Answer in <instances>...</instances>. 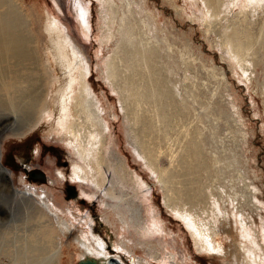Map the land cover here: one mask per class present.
Segmentation results:
<instances>
[{
	"label": "rangeland",
	"instance_id": "obj_1",
	"mask_svg": "<svg viewBox=\"0 0 264 264\" xmlns=\"http://www.w3.org/2000/svg\"><path fill=\"white\" fill-rule=\"evenodd\" d=\"M221 1L210 11L203 0H11L14 14L26 19L25 28L42 36L43 48L52 17L88 63V81L109 126L107 183L124 200L72 179L71 168L81 161L65 136L50 132L44 121L26 130L37 112L0 124L6 131H27L4 135L1 163L13 173V188L49 204L53 217L67 220L75 234L91 238L93 231L103 237L107 251L125 264H264V0ZM248 31L255 37L251 49L234 46L232 40L246 39ZM34 65L45 71L44 62ZM144 145L169 168L171 187L147 164ZM123 162L147 182L149 200L129 175L118 174L116 166ZM24 167L42 170L47 181L30 177ZM69 184L79 196L68 198ZM192 190L202 195L190 205ZM167 194L206 227L202 235L221 253L199 250L185 221L166 207ZM29 202L0 178V264H25L14 255L15 245L32 235L40 241ZM136 209L140 224H150L155 213L164 231L143 236L131 221ZM62 245L59 264H84L70 236L62 237Z\"/></svg>",
	"mask_w": 264,
	"mask_h": 264
},
{
	"label": "bare ground",
	"instance_id": "obj_2",
	"mask_svg": "<svg viewBox=\"0 0 264 264\" xmlns=\"http://www.w3.org/2000/svg\"><path fill=\"white\" fill-rule=\"evenodd\" d=\"M203 2L208 8L216 4V0H203ZM260 4L262 3L260 2ZM13 6L11 0H0V124L6 119H9V117L15 118L16 115L20 113L33 114V112H35L36 114L37 112L38 116H40H37L38 119L35 120L33 125V120H31L30 123L27 124L26 130L31 131L44 121L47 123L50 132L59 133L61 136H65L67 144L76 152L75 154L81 161V163L73 164L71 168L72 179H77L80 182L84 181L94 185L95 188L98 190L101 189L104 195L110 199L116 201L124 200V195H118L114 191V186L107 183L108 176L106 174L107 162L105 158V149L109 126L103 116L104 114H102L103 109L92 92L91 85L88 81V63H86L85 59L74 47L71 39L63 32L52 17H48L49 19L47 21L48 45L43 48V45L40 43L42 42V36L36 35L25 28L26 19L21 16H16L14 14L15 10L13 9ZM258 9L259 8H257V10ZM237 33V30H234L232 37H236ZM253 33L248 31L245 35L246 39L244 40H232L234 41V46L242 49L246 47L250 50L255 43ZM228 42L229 40L227 43ZM241 59L243 60L242 56ZM241 59L239 58L240 61ZM39 61H42V63L44 62L43 69L45 71L41 69V65H39L40 68L35 67L36 65L34 64H39ZM40 70H42V72ZM109 76H115V71L112 67L109 70ZM49 109L51 115H48ZM47 115L50 117L44 118ZM10 128L9 131L4 130L3 127L0 128V178L4 179L7 186L11 187L15 196L20 195L21 200L27 202L30 201V206L27 205L28 214L31 216L29 217V220L34 219L38 221L37 232L41 237L39 241V239L34 240L33 235L30 239L26 236L24 237L25 240L21 247L14 244L16 246L14 249V255H17L16 258L20 260L22 259L25 264H59L63 248L62 237L70 236L81 250L80 258L81 262L84 264H125L120 260L121 258L112 256L113 254L107 251V242L104 241L103 237L95 234L93 231H91V238H84L82 235L79 236L77 233L75 234L74 229H71L67 220H64L60 215L56 218L53 217L51 212L52 210L55 211V209L49 204L36 201L30 191L13 188V173L1 163V156L3 155L1 140L7 132H10L12 135L24 136L27 131L20 132L18 130L17 132L14 127ZM144 149L143 153L147 164L154 170V172H157H155L158 175L156 176L159 177L162 184L164 185L165 182H169L168 180L166 181V172L168 173L169 168H167L168 170H165L161 164H159L160 160L158 159L159 162L157 161V157L153 153L155 151L149 146L144 145ZM160 156L161 154H159V157ZM65 165H67V162H64V166ZM24 169L26 172H29L30 177L35 176L43 181H47V174L44 172L42 175V170L39 172L38 170L29 171L25 167ZM116 171L123 179H128L127 176L129 175V180L132 181L135 188L144 192L143 197L146 199L150 198L151 192L147 189V182L135 172H130L124 162L117 164ZM62 173L63 172H60L59 174L63 175ZM167 176L169 177L170 175ZM69 185L67 187V189H69V192H67L68 198L77 197L78 190L76 186L73 184ZM167 185H164V187ZM169 187H171V183ZM168 190L166 191L167 193ZM139 191L137 192L138 194ZM193 191L195 192V190L188 192L187 200L190 205H192L195 201L194 199H197V196L201 194V192L197 190L196 192L199 195L193 193ZM172 193H174V191ZM169 195L170 194H167L165 196L164 203L166 207L177 217L185 221L187 227L192 231L199 250L201 252L221 253L220 247H215L213 240L211 241L202 235L203 231L201 227L203 226L196 220V218L191 219L190 216H187L185 213L186 211L183 210L184 207L179 208L180 206H177V200L175 203L173 198ZM182 199H184L183 196ZM179 200L180 199H178V202ZM198 203L200 204V202ZM150 207L151 206H148V209H150ZM192 213L194 212L192 211ZM190 214L191 213H189V215ZM140 218L141 215L138 212V209L133 210L131 221H139L141 220ZM138 221L136 225L141 227L140 233L143 236H153L164 231L161 219L160 217H157L155 213L152 214V221L150 224L142 225V223L140 224ZM211 225L212 224L210 223V226ZM28 229L30 232L31 230H34L29 228V226ZM203 233H206V231ZM26 235L28 234L26 233ZM47 243H51L52 246L48 248L49 246H47ZM113 246L117 248V241L113 240ZM46 249L51 250L44 254ZM39 252H42L43 254V257H41L40 260L37 258ZM155 259L164 260V258H160L159 256H156ZM134 262L135 264L143 263L140 260H135Z\"/></svg>",
	"mask_w": 264,
	"mask_h": 264
},
{
	"label": "water",
	"instance_id": "obj_3",
	"mask_svg": "<svg viewBox=\"0 0 264 264\" xmlns=\"http://www.w3.org/2000/svg\"><path fill=\"white\" fill-rule=\"evenodd\" d=\"M43 172V171H42ZM34 173V172H33ZM42 175L44 174V172L43 173H41ZM34 175H36V174H34ZM70 186V185H69ZM67 192H69V189H67Z\"/></svg>",
	"mask_w": 264,
	"mask_h": 264
},
{
	"label": "flooded vegetation",
	"instance_id": "obj_4",
	"mask_svg": "<svg viewBox=\"0 0 264 264\" xmlns=\"http://www.w3.org/2000/svg\"><path fill=\"white\" fill-rule=\"evenodd\" d=\"M78 196H79V195H78ZM94 219H95V218H94ZM111 250L114 251V249H111V248H110V251H111Z\"/></svg>",
	"mask_w": 264,
	"mask_h": 264
}]
</instances>
